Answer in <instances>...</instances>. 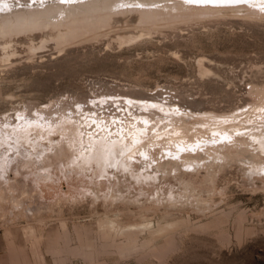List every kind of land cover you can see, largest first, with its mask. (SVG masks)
<instances>
[{
    "label": "rangeland",
    "instance_id": "1",
    "mask_svg": "<svg viewBox=\"0 0 264 264\" xmlns=\"http://www.w3.org/2000/svg\"><path fill=\"white\" fill-rule=\"evenodd\" d=\"M82 1L0 0V23ZM113 1L132 10L67 40L44 26L0 38V264H264V173L247 161L264 163V118L249 93L264 84V18L249 13L260 7L144 24V0ZM180 108L229 118L259 144L203 168L154 160L157 180L72 164L85 117L106 120L109 134L137 115L136 128L156 133Z\"/></svg>",
    "mask_w": 264,
    "mask_h": 264
},
{
    "label": "bare ground",
    "instance_id": "2",
    "mask_svg": "<svg viewBox=\"0 0 264 264\" xmlns=\"http://www.w3.org/2000/svg\"><path fill=\"white\" fill-rule=\"evenodd\" d=\"M196 1L202 5H197L193 0H155L154 3L151 2L153 5L155 4V7H150L149 4L151 3L144 0L140 3L143 6L135 8V11H138L140 21L141 23L144 21V24L146 22H158L160 19H164L170 15L178 17L177 13L179 11L185 12L187 10L192 13H226L228 11L236 12L248 8V6H253L255 8L260 7V11H250L249 13L264 18V0H243L241 3H239L238 0ZM76 4L77 5L71 3V6H60L59 16L50 14L49 12H41L38 14L18 17L6 23H0V38H6V36L13 35L17 32L20 33V31L25 32V30H32L36 27L43 28L42 26H44L56 30V37L61 40H67L68 34H79L81 31L90 28V26L96 23V21L99 22L100 20V22H103V19L101 20V18L108 16L110 19L109 16L112 14H125V12H130L129 10H132L126 9L119 12L120 10L119 8L116 10L117 5L113 0H83ZM221 7L233 8L219 9ZM106 21L104 22L106 23ZM100 24L98 26H100ZM249 93L258 98V101L250 108L254 111L250 112H255V115L259 113V116L264 118V84L262 86L253 85ZM174 114L175 122L170 126L168 125L169 128L156 133L152 131V126H148L147 128H136L135 122L139 121L137 115H135V120H128L121 125H119L116 121L117 119H115L114 123L116 124V130L113 129L114 133L109 131L111 132L109 134L107 133L108 131L106 132L103 130V128L108 127L106 120L96 118L95 116H87L85 117V122L82 121V125H85V128H82L84 131V135L82 136L85 144L80 152H78L79 156L72 164L74 166L76 165L79 169H94L96 171L98 170L96 168L97 166H100V169L105 171L111 168L123 169L131 173V175L137 180H153V178L154 180H157L155 179L157 174L154 172L156 166L161 167V165L164 164L163 167L169 165V167L171 166L172 168H175V165H179L184 169H188L191 165L193 167H196L197 165L203 168L208 162H210V164L220 165V163L227 160L231 155L238 156L243 154L244 151L250 150L254 145L259 144L258 141H255V139L249 136L245 137L236 134V128L229 130L228 126L224 125V123L229 124L231 121L229 118L219 121L217 120L219 119L218 116L214 117L209 113L210 116L208 114L204 115L196 113V116L194 114L190 116V114L185 113L182 108L174 111ZM184 117H188L187 119L192 118L194 120H192V122L190 121V123H181V120ZM159 118V120H165V117L160 116ZM139 124L141 125L140 122ZM95 127L100 132L95 130ZM119 127H121V130L123 129V131L120 132ZM241 128L242 127L239 125L238 129ZM136 129H140V131L145 134H138ZM146 129L148 133H146ZM211 131H214V133L217 134L211 136ZM212 137H214L218 143H213L210 140ZM225 138L233 139V141L220 142V140ZM205 139H208L209 142H205ZM152 150L154 151L152 152ZM133 159L137 161L141 159L143 160L144 168L141 169L139 173H136L133 169L134 166L137 167V164ZM154 160L156 166L153 168ZM247 161L250 170L257 172L262 170L264 173V163L255 160L254 155L251 158H248ZM147 165L151 166L150 170L147 169ZM167 170H169V168ZM177 173L179 172L177 171ZM98 175L102 176L104 174L101 171L98 172ZM206 176L210 179L214 178L213 173L209 172L208 169Z\"/></svg>",
    "mask_w": 264,
    "mask_h": 264
}]
</instances>
